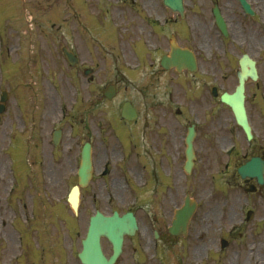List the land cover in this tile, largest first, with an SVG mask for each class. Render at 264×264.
I'll use <instances>...</instances> for the list:
<instances>
[{"label":"rangeland","instance_id":"1","mask_svg":"<svg viewBox=\"0 0 264 264\" xmlns=\"http://www.w3.org/2000/svg\"><path fill=\"white\" fill-rule=\"evenodd\" d=\"M194 1L197 3L195 8L201 5L208 10L204 26L214 33L217 28L211 12L212 0ZM160 2L0 0V26L4 31V40L0 39V79L11 76L10 107L15 117L21 114L23 98L26 112L29 116L32 114V118L26 120V128L18 119L13 122L12 140L0 142V149H7L9 142L13 145L16 138L22 140L24 155L21 158L28 162V187L32 188L36 180L31 174L37 170L35 157L40 152L37 146L39 142H52L53 128L64 129L62 142H81L82 139L97 142L95 159L110 161L113 169L103 182L101 195L87 202L97 203L108 213L112 203L113 208L124 212L134 206L136 199L135 209L145 206L140 200L151 201L150 165L163 157L165 173L169 160H172V170L176 171L177 159L174 157L182 154L181 162L185 159V136L175 129L177 108H181L182 116L187 115L190 121L197 119L201 126L197 142H209L208 151L213 154L212 175L201 172L204 158L201 162L199 159L187 181L181 175L172 174L166 195L171 197L173 209L176 208L173 198L181 193L183 199L185 187L200 203L186 238H171L158 246L150 241L144 230L147 226L151 228V224L145 212L139 210L142 230L134 238L126 239L120 257L122 264H264V194H246L230 184L234 181L232 170L235 171L233 166L237 157H241L248 147L251 151L257 150L260 142H264V54L261 55L260 47L247 48V52L259 61L260 70L258 82L247 84L246 106L254 133L251 141L254 143L249 146L231 109L219 97L212 96L214 86L218 87L219 94L234 91L237 65L219 66L218 79L207 83L208 89L204 86L197 99L191 83L181 79L171 83L148 79V69L140 65L134 46L138 42L140 47L150 43L152 34L148 20L144 18L159 12L156 4ZM140 24L142 26L138 27ZM63 47L77 52L84 69H93L90 75H85L84 69L81 73V79L90 78V81L83 82L73 73ZM235 47L239 53L244 51L237 43ZM110 83H117L119 92L109 101L104 98L103 91ZM125 100H133L141 111L138 124L120 125L119 113ZM81 118H86L85 125L81 124ZM71 123L75 124L74 130ZM98 142L105 143L98 147ZM51 147L45 144V156L49 155ZM231 147L235 148L232 155L228 153ZM21 158L0 152V166L4 167L5 177H15V185L19 182ZM208 160L211 157H205L206 163ZM163 176L169 180L168 176ZM75 181L71 175L68 186ZM94 184H101L100 180ZM42 197L49 205L46 208H52L57 206L58 199L65 200L67 194L42 193ZM145 207L152 210L151 206ZM250 209L254 214L248 221L246 213ZM92 211L91 207L88 214ZM88 214L81 212V223L72 227H66L60 221L55 224L48 219L45 221L48 223L42 229L44 258L41 264H81L77 254L87 229L83 219ZM222 237L229 240V245L223 249L220 246ZM19 246L17 243L18 249ZM135 247L138 248L136 254ZM0 262L10 264L9 259L2 257Z\"/></svg>","mask_w":264,"mask_h":264},{"label":"flooded vegetation","instance_id":"2","mask_svg":"<svg viewBox=\"0 0 264 264\" xmlns=\"http://www.w3.org/2000/svg\"><path fill=\"white\" fill-rule=\"evenodd\" d=\"M254 9V15H247L243 17V11L237 0H212L213 6L211 12L216 4L220 8V11L227 24V34L225 35L219 27L215 26L217 30L212 33L206 26H204V17L208 15V10L201 5L198 8L197 3L194 0H185V12L181 15L177 12L170 10L166 7L161 0L156 4L160 8L159 12L150 13L148 17L144 18L148 20L152 38L149 44H145L140 47L141 43H137L136 55L139 58L140 65L148 69V79L150 81L171 83L177 82L179 79L184 82L191 83L193 94L198 98L202 93L204 86L208 89L207 83L216 81L218 79V67L219 66H239L240 57L242 54L247 53V48L252 49L254 46L262 49V56L264 54V0H248ZM162 3V4H161ZM195 8V9H194ZM213 14V13H212ZM147 22V21H146ZM1 29V27H0ZM174 39L177 44L183 48L191 50L195 57V70L184 69L178 71L176 68L167 69L161 64V60L164 55L170 54L171 40ZM235 43L239 44L243 48V52L239 53L235 47ZM70 50L77 55V52L70 48ZM78 57V55H77ZM263 62H264V58ZM264 64V63H263ZM73 73L78 75L79 79L83 82L89 80L81 79V73L84 67L81 66V60L78 57L77 63L71 67ZM86 69H84L85 72ZM211 76L213 78H211ZM264 77V74H263ZM200 83V84H199ZM11 79L8 75L6 80L0 79V142H7L11 140L10 133L14 127V121L18 119L20 124L26 128V120L32 118V114L26 112L27 105L23 98L20 103L21 114L16 117L14 112L11 111ZM199 84V85H198ZM118 88V87H117ZM5 96V100L2 98ZM198 105V102H195ZM137 111V118L135 121L130 122L126 119H120L122 125L138 124L141 120V111L138 106L135 105ZM197 108V106H196ZM13 113V114H12ZM183 110L177 108L176 128L185 137L190 129L194 126L196 131L194 147L196 152L195 164L189 175L186 171V147H184V160H180L181 156H175L176 171L172 170V160L167 163L169 167L167 172L164 173L165 161H155L150 165V179L153 186H151L152 195H149L151 201L140 200L141 204L145 206H151V209H147L145 206H138L137 199L134 201V206L126 211H133L139 221V230L136 235L141 232L140 227V213L139 210H143L151 224V228L147 226L146 233L150 236V241L153 239L159 244H165L167 240L175 238L181 240V236H172L169 232L171 226L173 214L172 199L168 197V189L170 186V180L172 174L181 175L187 181L188 176L193 174L198 161L200 162L204 158V169L201 172L204 174H211L213 172V154H209L208 144L209 142H197V137L201 131V126L197 119L190 121L188 116H182ZM191 119V118H190ZM171 120V117H170ZM81 124L85 125L86 118L80 119ZM264 122V117H263ZM42 123V122H40ZM74 123H71L72 130H74ZM147 126V124H146ZM54 134L59 135L60 142H54ZM65 131L63 128H53L51 131L52 142H39L37 148L40 150L36 155V167L37 170L33 171L31 175L35 177L32 183L30 194L28 193V173L23 168L19 171L20 178L17 185L12 181L11 177H5V170L3 166H0V259H9L10 264H41L44 255L43 245V226L47 219L54 224L56 222H62L65 226H74L75 218H71L69 215L70 207L67 198L66 200H59L57 206L52 208H46L49 205L44 202L42 193L53 194H67L70 191L68 186V178L71 175L77 177L78 167L81 162L82 142H62ZM182 136V135H181ZM212 136V134H211ZM6 140V141H5ZM20 140L16 138V153L20 152ZM185 141V139H184ZM11 143V142H9ZM97 142H91L93 146V153L96 148ZM102 147L105 142H98ZM45 144L52 147L48 150L49 155L45 156ZM251 146V145H249ZM11 149V145L7 149H0V152H6ZM213 149V147H212ZM57 150V151H56ZM59 150V151H58ZM59 152V153H57ZM235 151H231V155ZM259 155L264 158V142H260L257 150L251 151L250 147L234 161L233 167L246 162L250 157ZM16 156V155H15ZM94 156V154H93ZM139 156V154L137 155ZM18 157V156H17ZM205 157H211V160L205 162ZM93 176L89 184L81 189V203L80 206H84L81 212L88 214L93 208V211L99 209L97 203H88L87 201L94 196L99 197L101 195V189L105 179L111 174L113 165L110 161H100L93 157ZM173 157L171 156L170 159ZM2 163V162H0ZM1 165V164H0ZM144 167V165H143ZM233 183L240 179L237 171L232 170ZM169 177V180L164 179V174ZM30 175V176H31ZM100 180L101 184H94L95 181ZM245 181L241 185H245ZM167 185V188L164 185ZM247 186V184H246ZM69 187V188H68ZM160 191V193H158ZM183 199L181 193L177 197L173 198L174 207H178L182 204L186 195L190 192L187 187L183 188ZM264 191V189H263ZM155 193V195H153ZM158 194V195H156ZM88 195V198L86 196ZM180 204V205H179ZM110 210L113 212L116 210L112 207V203L109 205ZM199 206V204H198ZM107 207V206H106ZM104 211V210H102ZM125 211V212H126ZM156 211H163L162 213ZM91 213V214H92ZM84 217L87 226L90 222V216ZM46 216V217H45ZM82 220V218H81ZM80 220V221H81ZM50 224V223H49ZM12 227V228H11ZM13 229V230H12ZM12 231L14 233H12ZM3 237V240L1 239ZM20 244V248L16 247V244ZM102 245L105 253L109 256L112 252V245L107 239L102 240ZM111 250L110 253L107 251ZM138 248H134L136 254ZM0 264H2L0 262ZM5 264V263H4ZM70 264V263H63ZM115 264H122L121 259H118Z\"/></svg>","mask_w":264,"mask_h":264},{"label":"water","instance_id":"3","mask_svg":"<svg viewBox=\"0 0 264 264\" xmlns=\"http://www.w3.org/2000/svg\"><path fill=\"white\" fill-rule=\"evenodd\" d=\"M165 3L174 10L183 11L182 1L183 0H164ZM247 10L251 11L249 5L245 0H241ZM216 16L219 18L218 22L220 26L224 29L225 23L222 18L216 12ZM66 58L71 62L73 56L70 52L64 49ZM176 54L174 56L173 63L178 65L181 61L188 58L184 51L178 50L175 51ZM165 66H168L167 59L163 61ZM256 80L257 68L255 65V61L247 56V62L242 61L241 71L239 73V85L236 88V91L233 94L225 93L222 95L221 99L223 102L227 103L231 106L236 120L239 125L243 127L245 130L247 137L250 139L252 137L251 127L249 125V121L247 118L245 106H244V82L248 77ZM108 96L112 97L110 94ZM124 116L128 119H133L132 110L129 109L124 110ZM193 136L194 133L191 131L187 136V167L190 170L193 164ZM240 175L250 178H257L260 184L264 183V160L260 157L251 158L246 164L241 166L238 169ZM79 185L85 186L89 182L92 176V162H91V145L86 143L83 147L82 151V161L79 168ZM250 191L255 190V187H251ZM69 201L72 204L75 211L78 209L79 203V186H74L72 189ZM195 210V205L191 204L190 200L186 201V205L176 213L175 220L173 222V226L171 228L172 233H180L186 230L188 221ZM253 213L248 212V218L252 217ZM137 225L136 220L131 213L125 214L123 216H119L116 212L113 216H104L101 213H97L95 216L91 218L90 227L88 230L87 237L82 241L83 249L79 253V258L83 264H113L117 256L122 250L123 237L125 234H133L135 232ZM104 235L109 238V240L113 243L114 253L110 259H107L101 249L100 238ZM227 245L225 240L222 241V246Z\"/></svg>","mask_w":264,"mask_h":264}]
</instances>
